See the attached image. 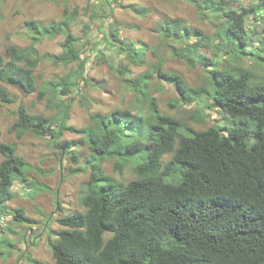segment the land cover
<instances>
[{"label":"trees","instance_id":"1","mask_svg":"<svg viewBox=\"0 0 264 264\" xmlns=\"http://www.w3.org/2000/svg\"><path fill=\"white\" fill-rule=\"evenodd\" d=\"M189 1L201 12L222 18L214 37L219 40L214 45L216 54L222 49L232 50L237 57L250 55L253 35L247 28V16L252 8L238 9L231 5L235 0ZM64 13V18L49 24L26 21L31 40L27 46L9 44L7 56L0 47V103L16 102L9 84L26 95L38 91L39 99L47 97L57 108L55 115L47 116L30 112L20 102L12 126L17 137L32 132L58 138L69 130L81 134L92 152L81 197L85 209L57 219L63 228L51 240L55 264H264V82H254L248 68L217 66L214 59L198 54L213 67L208 70L209 80L191 85L180 73L164 70L160 61L134 78L133 85L159 78L173 84L185 104L213 100L207 106L217 105L234 118V125L214 124L202 130L185 127L177 117L164 113L155 97L146 115L118 107L93 114L84 127L70 125V102L62 105L54 99L58 93L69 94L75 81L85 78L81 46L91 42L92 26L86 24L84 33L76 35L72 25L77 8L66 7ZM169 21L167 37L177 38L182 31L199 34V42L188 50L173 51L194 66L200 59L197 49L209 43L201 37L203 31L182 18ZM117 32L111 29L110 43L132 52ZM61 34L65 35L61 53H40L37 44ZM45 59L57 65L77 62V66L39 86L36 69ZM54 123L60 128H54ZM17 150V143L0 139L4 156L0 161V211L15 198V181L28 179L31 165ZM166 154L172 155L164 162ZM112 158L121 171L132 163L137 177L124 181L107 173L103 162ZM73 160L78 161L75 152ZM80 170L73 168V172ZM14 215L19 223L28 220L22 207Z\"/></svg>","mask_w":264,"mask_h":264},{"label":"rangeland","instance_id":"2","mask_svg":"<svg viewBox=\"0 0 264 264\" xmlns=\"http://www.w3.org/2000/svg\"><path fill=\"white\" fill-rule=\"evenodd\" d=\"M231 5L238 9L252 8L247 16V28L253 35L248 48L250 55L237 57L232 50L222 49L217 55L214 45L219 40L214 37L222 18L217 14L201 12L189 0H0V47L7 56L9 44H30L26 21L38 20L49 24L64 18L66 7L70 10L77 8L72 30L80 36L86 24L91 25V42L81 46L80 58L86 61L85 78H78L69 94L58 93L54 99L55 103L62 105L70 102L68 124L84 127L91 122L93 114L107 113L118 107L146 115L150 112V99L155 97L160 109L177 117L185 127L195 130L214 124L232 127L233 117L217 105L207 106L213 102L211 99L185 104L180 100L177 88L159 78L148 79L144 85L134 86L132 83L134 78L149 72L153 65L162 61L164 70L180 73L187 83L204 84L210 79L208 70L213 66L211 63L206 65L198 54L214 59L217 66L248 68L253 72L254 82H264V3L235 0ZM171 18H182L187 24L201 29V37L209 42L197 49L196 55L200 59H196L194 66L174 56L173 51L188 50L189 45L199 42V34L182 31L177 38L167 37L166 27ZM111 29L118 31L120 39L128 44L132 52L126 53L110 43L109 38H113ZM64 39V34L55 38L45 37L37 48L41 54L61 53ZM134 50L140 51L139 54H134ZM255 54H258L257 57ZM76 66L77 62L57 65L48 59L42 60L36 69L38 85L65 75ZM6 86L16 102L0 103V139L17 143V153L29 162L31 168L26 181H15L13 190L16 196L0 211V241L14 245L5 247L0 244V264H55L51 240L56 239L63 228L57 219L85 209L81 197L90 172L87 159L92 152L82 141L81 134L69 130H64L58 138L50 135L40 137L32 132L18 138L12 126L17 119L20 102H24L30 112L47 116L55 115L57 108L51 106L47 97L39 99L38 91L26 95L18 86ZM53 127L60 128L58 123H54ZM73 152L77 154L78 161L73 160ZM171 155L166 154L164 162ZM3 158L0 153V161ZM115 162L116 158L103 162L107 173L124 181L137 177L132 163L121 171L116 169ZM73 168L81 170L73 172ZM17 207H22L28 216L24 223L14 218ZM29 258L37 260V263Z\"/></svg>","mask_w":264,"mask_h":264}]
</instances>
